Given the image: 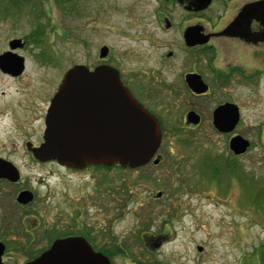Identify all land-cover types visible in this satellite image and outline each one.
Returning a JSON list of instances; mask_svg holds the SVG:
<instances>
[{
  "label": "flooded vegetation",
  "instance_id": "1",
  "mask_svg": "<svg viewBox=\"0 0 264 264\" xmlns=\"http://www.w3.org/2000/svg\"><path fill=\"white\" fill-rule=\"evenodd\" d=\"M135 8L134 31L123 32L143 50L134 52V69L113 58L104 43L93 63L71 67L115 69L121 84L158 121L160 147L163 131L177 128L190 145L223 146L225 164L243 158L251 165L248 133L256 132L257 158L264 166V115H245L254 98L264 103V0H136ZM21 41L23 47L12 53L23 58L22 72L14 76L0 70L1 79L20 89L0 92V264H31L66 239L78 240L82 250L109 260L104 230L96 225L102 216L90 212L93 197L103 205L102 189L99 196L97 189L87 187L94 173L106 175L109 168H72L36 155L45 143L49 109L71 67L52 76L25 78L28 45ZM8 43L0 55L10 51ZM102 48L107 54L100 58ZM42 50L36 52L38 62H54ZM103 122L102 115L90 118L91 126ZM237 137L248 143L239 155L230 150ZM159 149L152 159L159 160L157 165L162 162ZM68 176L83 180L73 194L67 189Z\"/></svg>",
  "mask_w": 264,
  "mask_h": 264
},
{
  "label": "rangeland",
  "instance_id": "2",
  "mask_svg": "<svg viewBox=\"0 0 264 264\" xmlns=\"http://www.w3.org/2000/svg\"><path fill=\"white\" fill-rule=\"evenodd\" d=\"M135 2L0 0V51L10 39L25 40L29 80L93 63L103 43L113 58L134 69V52L143 50L123 32L134 31ZM39 47L54 62H38ZM19 90L0 78V92ZM251 103L245 115L263 116V100ZM174 129L163 131L159 165L110 168L106 175L94 173L87 184L99 196L102 189L103 205L93 197L90 212L102 216L96 225L104 230L110 264H264V166L257 158L256 132L248 133L251 165L243 158L232 165L224 163L223 146L190 145L187 134ZM201 155L205 158L198 160ZM66 180L70 194L83 181Z\"/></svg>",
  "mask_w": 264,
  "mask_h": 264
},
{
  "label": "water",
  "instance_id": "3",
  "mask_svg": "<svg viewBox=\"0 0 264 264\" xmlns=\"http://www.w3.org/2000/svg\"><path fill=\"white\" fill-rule=\"evenodd\" d=\"M22 47L20 39L9 42L10 51L0 55L1 71L14 76L22 72L23 58L12 53ZM106 54L107 49L102 48L100 58ZM96 115L103 116L102 126L90 125L91 116ZM247 146L239 137L230 142V150L236 155L244 153ZM159 147L158 121L121 84L115 69L99 66L89 72L85 66L76 65L63 76L48 112L45 143L36 155L72 168L100 165L137 169L147 165ZM158 161L153 160V165ZM84 251L89 254L87 258L78 256ZM31 264L110 262L89 248L82 250L78 240L66 239L55 242Z\"/></svg>",
  "mask_w": 264,
  "mask_h": 264
},
{
  "label": "trees",
  "instance_id": "4",
  "mask_svg": "<svg viewBox=\"0 0 264 264\" xmlns=\"http://www.w3.org/2000/svg\"><path fill=\"white\" fill-rule=\"evenodd\" d=\"M15 3H17V2H15ZM30 4H32V3H30ZM30 4H28V5H30ZM30 9H32V8H30Z\"/></svg>",
  "mask_w": 264,
  "mask_h": 264
}]
</instances>
